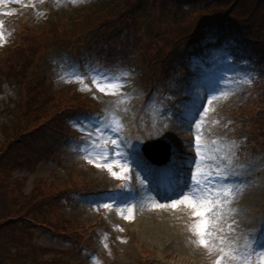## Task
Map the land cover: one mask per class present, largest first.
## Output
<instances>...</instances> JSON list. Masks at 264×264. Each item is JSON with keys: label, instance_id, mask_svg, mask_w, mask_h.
Masks as SVG:
<instances>
[{"label": "rangeland", "instance_id": "rangeland-1", "mask_svg": "<svg viewBox=\"0 0 264 264\" xmlns=\"http://www.w3.org/2000/svg\"><path fill=\"white\" fill-rule=\"evenodd\" d=\"M91 1L99 0H0V59L13 51L10 44L16 33L19 38L22 30L33 33L43 28L48 10L72 11ZM61 17H56L57 22ZM44 40L40 39V46L47 47L40 50L28 76L46 71L51 88L75 85L78 94L96 96L99 92L95 88L88 91L84 84L66 82L64 70L72 67L65 61L67 54L49 48ZM228 52L218 42L190 60L187 72H177L172 80L175 83L166 88L167 96L153 100L151 110L145 108L148 115L135 135L123 131L112 111H107L103 120L71 119L69 124L76 135L66 140L65 148H60L53 160H40L33 170L23 167L14 171L15 176L25 177L26 190L36 178L64 183L74 175V191L68 195L69 190H64L53 202L63 217L79 221L80 229L69 238H61L33 228L34 241L51 253L59 250L69 264H216L217 260L220 264H245V260L259 264L264 256V233L256 237L264 221V182L260 177L264 158L261 152L244 150L243 133L232 132L230 116L244 106L258 74L247 61H231ZM97 67L86 66L85 71L102 69ZM118 94L126 92L122 88ZM21 96L17 85L0 77V123L15 120ZM97 137L99 145L93 147ZM152 139H162L175 152L169 164L178 161V170L187 166L176 174L184 178L164 192H176V187L188 182L191 187L184 195L189 196L200 180L201 188L209 193L206 199L212 201L204 204L203 208H211L204 217L194 215L203 211L202 207L192 208L187 203L172 206L182 200V192L160 200L153 193L161 185L156 179L149 186L143 185L144 189L137 188L139 180L144 184L145 177L152 176V165L140 151V145ZM2 140L0 133V147ZM82 175L86 182L77 179ZM225 190L235 194L226 196ZM204 219L210 233L203 237L209 241L208 247L199 243L201 237L195 232ZM187 221L190 225L186 231Z\"/></svg>", "mask_w": 264, "mask_h": 264}, {"label": "trees", "instance_id": "trees-1", "mask_svg": "<svg viewBox=\"0 0 264 264\" xmlns=\"http://www.w3.org/2000/svg\"><path fill=\"white\" fill-rule=\"evenodd\" d=\"M67 10H48L43 28L22 30L13 51L0 59V77L22 91L15 120L0 123V264H69L59 250L51 253L35 242L33 228L69 238L81 227L53 202L64 190L74 191V175L64 183L36 178L26 190L25 177L13 172L53 160L64 148L63 138L75 133L71 119L83 122L95 115L102 120L113 108L125 126L139 132L147 102L165 98L178 67L187 71L190 60L202 56L215 38L231 46L233 60H246L258 70L244 106L230 116L232 132L243 133L244 150L264 158V0H99ZM42 37L49 48L77 58L79 66L92 60L131 71L122 108L114 104L119 97L78 94L74 86L53 89L46 71L28 76L47 47L40 46ZM76 177L86 182L85 175Z\"/></svg>", "mask_w": 264, "mask_h": 264}, {"label": "snow or ice", "instance_id": "snow-or-ice-1", "mask_svg": "<svg viewBox=\"0 0 264 264\" xmlns=\"http://www.w3.org/2000/svg\"><path fill=\"white\" fill-rule=\"evenodd\" d=\"M75 2L76 0H73V3ZM64 71L67 72L68 74V79L66 80V82H78V83L84 84V88H86L88 91H92L93 88H95L97 92L102 93L104 95H108V96H117L120 90L124 87V84L121 82V77L127 75V73H124L120 70L97 69V68H88L87 75H84L80 72L77 66H72L71 68L65 69ZM61 79H64L63 75L61 76ZM85 81H90V83H85ZM197 127H199V125H197ZM99 140H100V137H97V141L95 144H93V147L99 145ZM111 143L113 145L116 144L115 141H112ZM197 145L199 146V136L197 137ZM136 155L138 156V153ZM197 172L201 176L204 175V173L199 172V169H197ZM195 183H196L197 190H194L192 192V195H189V196H185L183 193H181L180 195L182 196V200H180L177 203H173L172 206L174 208L178 207L179 203H187L192 208H197L198 206L203 208L205 203L207 204L212 203L210 199H206L209 193H206L201 188V181L196 180ZM204 186L208 187L207 180L204 181ZM240 190L242 191V188ZM234 194L235 193L231 192L230 190L224 191V195L226 196H230ZM105 206L107 207V205ZM210 211H211V208H203V211H196L194 215L199 216V217H204L206 213ZM195 232L201 237L199 243L204 247H208L209 241L206 239H203V237L206 234L210 235V233H208V220L204 219L198 225H196ZM225 255H227V253H225ZM232 258L236 259L235 256H233ZM216 264H220V260H217ZM245 264H250V262L248 260H245ZM259 264H264V256L260 257Z\"/></svg>", "mask_w": 264, "mask_h": 264}, {"label": "bare ground", "instance_id": "bare-ground-1", "mask_svg": "<svg viewBox=\"0 0 264 264\" xmlns=\"http://www.w3.org/2000/svg\"><path fill=\"white\" fill-rule=\"evenodd\" d=\"M172 146H173V145H172ZM183 150H184V153L187 155V152H185V151H186V147H184ZM172 152H173V151H171V154H172ZM183 159H187V158L184 157ZM150 181H151L150 177H146V178L144 179V184H142L143 180H139L138 183H140V184L137 183L136 186H137L138 189H139V188H143V189H144V186H143V185H146V184H147V186H149L148 183H149ZM188 184H189V183L187 182L182 188L179 189V191H178L176 194H178V193H180V192H182L183 194H187L186 189L191 187V186L188 187ZM166 187H167V185L165 184V185H163L162 188L158 189L157 191H156V190H153V193H154V194H155L160 200H162L163 197H166V198L168 197L167 199H169V198L173 197V195H176V194L166 195V193L164 192L165 189H166ZM167 188H168V187H167ZM224 188H225V187H224ZM194 190H197L196 187H195ZM218 191H220L219 188H218ZM174 200H176V199H174ZM174 200H171V201L173 202ZM189 225H190V224H189V221H187V222H186V227H185L184 230L187 231ZM183 233H184V232H183ZM228 234H230V231H229Z\"/></svg>", "mask_w": 264, "mask_h": 264}, {"label": "water", "instance_id": "water-1", "mask_svg": "<svg viewBox=\"0 0 264 264\" xmlns=\"http://www.w3.org/2000/svg\"><path fill=\"white\" fill-rule=\"evenodd\" d=\"M159 144L162 145V144H164V142L163 141H154L151 145L152 146H157ZM143 150L148 155L149 154V151H150V147L149 146H144L143 147Z\"/></svg>", "mask_w": 264, "mask_h": 264}]
</instances>
